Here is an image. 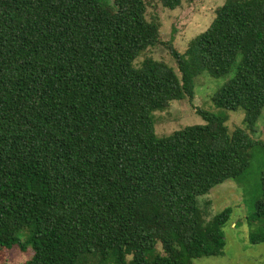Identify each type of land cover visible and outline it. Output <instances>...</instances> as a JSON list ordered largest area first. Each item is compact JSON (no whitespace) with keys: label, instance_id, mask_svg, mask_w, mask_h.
<instances>
[{"label":"trees","instance_id":"1","mask_svg":"<svg viewBox=\"0 0 264 264\" xmlns=\"http://www.w3.org/2000/svg\"><path fill=\"white\" fill-rule=\"evenodd\" d=\"M168 9L183 1L159 0ZM143 0H0V255L23 264H191L222 254L231 208L205 219L197 197L250 165L264 105V0H225L173 67L150 56L159 26ZM164 44V43H162ZM233 74L168 135L154 111L194 97V78ZM249 222L264 241V170ZM1 258V257H0ZM4 261V259H3ZM0 260V264L3 263Z\"/></svg>","mask_w":264,"mask_h":264},{"label":"rangeland","instance_id":"2","mask_svg":"<svg viewBox=\"0 0 264 264\" xmlns=\"http://www.w3.org/2000/svg\"><path fill=\"white\" fill-rule=\"evenodd\" d=\"M145 17L159 26L161 42L164 44L149 47L135 60L150 56L173 67L179 76L173 57L165 47L171 43L176 50L183 52L188 42L204 31L214 17L216 7L225 0L183 1L178 7L168 9L159 0H143ZM233 74L230 72L220 77H212L203 72L194 78V97L174 99L163 111H154V131L157 136L168 135L186 125L203 124L204 120L196 112L201 108L221 114L226 113L228 130L244 127L243 110L226 111L216 107L211 96ZM253 139L264 140V105L256 121L254 132H249ZM264 170V151L260 147L252 149L250 165L238 181L226 180L215 185L209 192L197 197L205 219H211L216 213L229 207L231 212L227 222L222 226L224 246L222 254L202 256L192 260L191 264H264V241L252 243L249 235L256 229L248 216L253 212L254 200L260 195L259 176ZM1 253V264H23L32 255L31 247L21 251L17 247L5 248Z\"/></svg>","mask_w":264,"mask_h":264}]
</instances>
